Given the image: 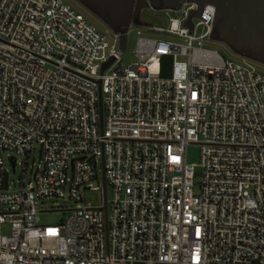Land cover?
I'll list each match as a JSON object with an SVG mask.
<instances>
[{
	"label": "built area",
	"instance_id": "built-area-1",
	"mask_svg": "<svg viewBox=\"0 0 264 264\" xmlns=\"http://www.w3.org/2000/svg\"><path fill=\"white\" fill-rule=\"evenodd\" d=\"M197 9L145 28L167 37L138 31L129 65L121 35L64 0H0V264H264V73L203 48L216 7L190 30ZM50 199L77 207L40 226Z\"/></svg>",
	"mask_w": 264,
	"mask_h": 264
},
{
	"label": "water",
	"instance_id": "water-1",
	"mask_svg": "<svg viewBox=\"0 0 264 264\" xmlns=\"http://www.w3.org/2000/svg\"><path fill=\"white\" fill-rule=\"evenodd\" d=\"M111 30L121 35V50L127 51L129 30L138 22L144 9L179 11L186 3H193V11L185 27L194 29L193 18H200L203 8L216 7V18L211 38L230 47L236 54L264 65V0H77ZM114 62L106 63L104 70ZM101 122L103 124V102L100 94ZM107 194V184L105 182ZM107 209V208H106Z\"/></svg>",
	"mask_w": 264,
	"mask_h": 264
},
{
	"label": "rangeland",
	"instance_id": "rangeland-1",
	"mask_svg": "<svg viewBox=\"0 0 264 264\" xmlns=\"http://www.w3.org/2000/svg\"><path fill=\"white\" fill-rule=\"evenodd\" d=\"M67 4L71 5L78 13L84 15V17L88 20L89 23L94 24L99 30L102 32H107L110 27L105 24L100 18H98L94 13H92L89 9H87L84 5H82L77 0H64ZM179 16L178 13L174 11H158L152 8L144 9L141 13V18L138 22H134L131 31L129 34L128 47L127 51L123 54V61L129 65L138 62V58L135 55V49L137 46V40L139 38L138 31H141L143 36H152L155 38L158 37H167L168 35L159 34V35H151L148 31H146V27L148 26H156L166 28L169 26V18L170 17ZM111 30V29H110ZM205 33L203 28H198L196 31H192V34L197 37H202ZM202 47L208 50L216 51L222 55L226 60H232L237 63H243L244 59L240 55L236 54L230 47L226 44L215 41L211 37H204L201 39ZM198 43L196 42V45ZM248 60V59H247ZM166 70L163 74L164 77L170 78L172 76V59L166 58ZM256 67L259 68L261 72L264 73V65L259 63H255ZM4 157L7 159L8 154H4ZM187 158L190 164L195 165V192L201 193L203 188V180H204V170L201 166V147L199 145H191L187 151ZM38 159V152L36 151L33 154L30 162L32 163L34 160ZM21 161V160H20ZM23 171L22 166L18 165L16 173H14L13 169L10 168V184L12 186V190H19L21 188V183L23 180ZM31 178V175L27 173L25 176V183H28ZM109 199L112 197V190H108ZM100 204V197L97 193L88 192L85 195V204ZM77 207L72 201L69 200H61V199H50L46 200L44 204L39 205V209L41 210H57L56 212H39L37 215V224L40 226L47 225H59L66 220L69 216L68 211ZM3 209V207H0Z\"/></svg>",
	"mask_w": 264,
	"mask_h": 264
},
{
	"label": "trees",
	"instance_id": "trees-1",
	"mask_svg": "<svg viewBox=\"0 0 264 264\" xmlns=\"http://www.w3.org/2000/svg\"><path fill=\"white\" fill-rule=\"evenodd\" d=\"M166 59L163 60V65H162V74H164L165 70H166Z\"/></svg>",
	"mask_w": 264,
	"mask_h": 264
}]
</instances>
